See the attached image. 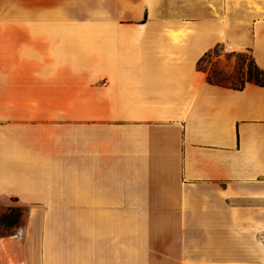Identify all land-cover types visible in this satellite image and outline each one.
Masks as SVG:
<instances>
[{
    "label": "crops",
    "instance_id": "1",
    "mask_svg": "<svg viewBox=\"0 0 264 264\" xmlns=\"http://www.w3.org/2000/svg\"><path fill=\"white\" fill-rule=\"evenodd\" d=\"M227 44L264 71V0H0V264H264V84L199 66Z\"/></svg>",
    "mask_w": 264,
    "mask_h": 264
},
{
    "label": "rangeland",
    "instance_id": "2",
    "mask_svg": "<svg viewBox=\"0 0 264 264\" xmlns=\"http://www.w3.org/2000/svg\"><path fill=\"white\" fill-rule=\"evenodd\" d=\"M250 65L247 53L230 52L223 46H218L203 59L200 68L208 71L209 77L214 81L238 86L248 79ZM4 215L6 214L0 213V223ZM143 219H153L152 214H143Z\"/></svg>",
    "mask_w": 264,
    "mask_h": 264
},
{
    "label": "trees",
    "instance_id": "3",
    "mask_svg": "<svg viewBox=\"0 0 264 264\" xmlns=\"http://www.w3.org/2000/svg\"><path fill=\"white\" fill-rule=\"evenodd\" d=\"M208 55V54H207ZM206 55V56H207ZM205 58V57H204ZM204 58H202L200 61H199V66H200V64H201V62L203 61V59ZM248 58H249V60H250V67H249V69H248V73H249V76H248V79L246 80V81H253V82H256V83H259V84H264V71L263 70H261L256 64H255V62H254V60H253V58H252V56L251 55H249L248 54ZM208 78H210L209 76H208ZM211 79V78H210ZM245 81V82H246ZM216 82H218V83H221V82H219V81H216ZM244 82V83H245ZM244 83H242V84H240V85H238V86H236V87H238V88H240V87H242L243 85H244Z\"/></svg>",
    "mask_w": 264,
    "mask_h": 264
},
{
    "label": "built area",
    "instance_id": "4",
    "mask_svg": "<svg viewBox=\"0 0 264 264\" xmlns=\"http://www.w3.org/2000/svg\"><path fill=\"white\" fill-rule=\"evenodd\" d=\"M230 45H231V44H227V45L225 46V49H229V48H230Z\"/></svg>",
    "mask_w": 264,
    "mask_h": 264
}]
</instances>
